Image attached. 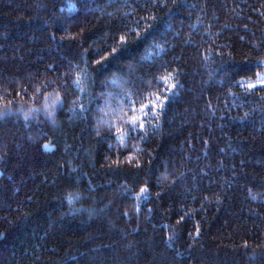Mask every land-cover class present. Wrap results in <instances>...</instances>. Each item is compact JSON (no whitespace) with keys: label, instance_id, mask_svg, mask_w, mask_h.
Wrapping results in <instances>:
<instances>
[{"label":"trees","instance_id":"trees-1","mask_svg":"<svg viewBox=\"0 0 264 264\" xmlns=\"http://www.w3.org/2000/svg\"><path fill=\"white\" fill-rule=\"evenodd\" d=\"M263 72L264 0H0V264H264Z\"/></svg>","mask_w":264,"mask_h":264},{"label":"snow or ice","instance_id":"snow-or-ice-1","mask_svg":"<svg viewBox=\"0 0 264 264\" xmlns=\"http://www.w3.org/2000/svg\"><path fill=\"white\" fill-rule=\"evenodd\" d=\"M257 81L260 82L261 84H264V77L257 76ZM76 82L79 83V80H77ZM248 87L253 88V87H256V85L249 84ZM173 95H175V93H173ZM164 99L167 100L168 97L165 96ZM60 103L61 102L59 101V99L52 102L51 110H48V114L50 116L52 115V110H54V108ZM163 107H164V104L159 102V97L156 98V102L149 100V103L142 104L140 108L142 115L140 117H137L135 114H133V116L130 119L123 121V123H125L129 127L128 133H125L122 129H116V131L119 132L117 139L121 143H123L126 135L130 134L131 132L142 130L145 127V122L148 120L149 116H152V117L158 116L157 109H163ZM133 112H135L134 109H133ZM25 119H28V114L25 115ZM110 127H114V126L110 125ZM45 147L47 148L48 146H45ZM143 192H144V189H141V193ZM73 198H74L73 194L70 193L67 197L68 202L71 203Z\"/></svg>","mask_w":264,"mask_h":264},{"label":"rangeland","instance_id":"rangeland-1","mask_svg":"<svg viewBox=\"0 0 264 264\" xmlns=\"http://www.w3.org/2000/svg\"><path fill=\"white\" fill-rule=\"evenodd\" d=\"M259 76L264 77V72H263V73H260ZM253 84L256 85V87H257V86H263V85H264V84H261V83L258 82V81L253 82Z\"/></svg>","mask_w":264,"mask_h":264}]
</instances>
